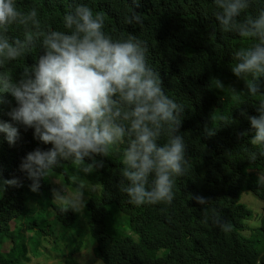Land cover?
<instances>
[{"label": "trees", "instance_id": "obj_1", "mask_svg": "<svg viewBox=\"0 0 264 264\" xmlns=\"http://www.w3.org/2000/svg\"><path fill=\"white\" fill-rule=\"evenodd\" d=\"M78 3L103 15L104 31L112 38L131 34L147 44V62L159 74L162 89L184 105L180 132L188 159L187 172L174 180L171 203L142 205L129 203L121 190L126 183L121 178V152L126 144L112 148L106 157L97 156L103 163L88 174L68 161L61 162L54 175L62 178L66 188L80 175L81 183L99 189L98 195L91 192L85 204L86 227L95 242L93 255L103 264H264V185L256 175L264 173V156L247 159V153L257 146L250 143L252 132L246 119V115L256 114L255 104L264 99V93L248 96L247 77L231 72L234 53L255 41L221 32L213 0H139V6H131L130 0H20L18 6L37 9L39 24L29 30L47 31L64 30V13ZM260 7L264 0H253L240 19L254 15ZM133 10L142 24L124 23ZM24 31L17 25L7 35L10 40L23 39ZM41 39L37 37L30 52L6 61L0 72L18 78L42 53ZM259 82L264 92V77ZM3 97L0 120L12 122L8 112L15 101L8 93ZM206 127L215 129L214 134L205 135ZM18 130L20 139L13 145L0 134V179L20 180V186L5 185L0 190V242L10 240L8 250H0V264H22L32 239L28 233L46 236V225L51 228L53 221L60 223L63 233L78 221L71 209L59 211L46 179L41 180L38 191L29 189L30 181L18 168L20 159L34 148L46 149L50 144L35 140L31 128L18 126ZM244 192L262 202L258 225L248 234L246 220L253 215L241 201ZM196 195L206 203L198 204L193 199ZM213 214L230 225L228 231L212 223ZM81 231L87 233L85 225ZM70 244L73 251L78 250L74 242Z\"/></svg>", "mask_w": 264, "mask_h": 264}, {"label": "clouds", "instance_id": "obj_2", "mask_svg": "<svg viewBox=\"0 0 264 264\" xmlns=\"http://www.w3.org/2000/svg\"><path fill=\"white\" fill-rule=\"evenodd\" d=\"M20 0H0V66L30 52L37 37H42V53L18 78L0 72V103L8 93L15 101L8 115L12 122L0 120V134L13 145L20 139L18 126L32 129L33 138L50 147H36L27 152L18 165L30 181L32 192L54 173L62 161L74 165L80 173L93 172L112 148L122 149L121 190L134 205L171 203L177 177L187 172L186 141L180 132L184 105L162 89L159 74L147 62V44L129 34L114 39L104 31V17L78 3L63 15L64 30L32 31L39 24L37 9L22 10ZM253 0H213L215 21L221 32L234 33L255 42L234 53L231 72L245 81L247 95L260 91L264 77V7L247 18L241 14ZM139 6V0H130ZM133 8V7H132ZM124 23L142 24L136 11L124 17ZM22 26L23 39H9L14 26ZM219 88L224 85L217 81ZM255 115H246L257 146L247 153L249 161L264 156V99L255 104ZM215 129L206 127L211 136ZM90 162H86V159ZM75 175L72 189L60 184L53 191L59 211L80 212L86 203L85 193L97 190L95 184L81 183ZM261 182L264 177L258 176ZM5 185L20 186L18 178L0 179ZM198 204L206 199L196 195ZM212 223L223 231L230 225L213 214Z\"/></svg>", "mask_w": 264, "mask_h": 264}, {"label": "rangeland", "instance_id": "obj_3", "mask_svg": "<svg viewBox=\"0 0 264 264\" xmlns=\"http://www.w3.org/2000/svg\"><path fill=\"white\" fill-rule=\"evenodd\" d=\"M54 174L55 173H53L52 176L46 178L50 188L53 189V191L58 190L60 188V184H62L61 176L59 175L61 178L60 180L56 178ZM256 175L257 177H264L263 172H256ZM261 183L264 185V182ZM69 187L70 188L67 189L71 190L72 186ZM98 193L99 189L97 193L94 192L93 194L98 195ZM90 195L92 194L85 193L86 199ZM241 201L245 204L247 209L251 210V213L253 215L252 218L246 220V225H248L249 228V230H247L248 234L250 228H254L258 225V216L262 211V202L251 192H244L242 194ZM86 213L87 212L84 205V208L80 212H76L78 219L76 227L72 226L67 229H63V233H61L62 230L59 229L60 223H58L57 221H53L50 223L51 228H47L48 225H46V236L41 234L40 237H37L34 232L28 233V235L32 237V239L27 243L28 254L25 259L21 261L22 264H72L74 260L77 264H103L93 255L95 242L90 237L86 227ZM84 225L87 233L84 232L83 234L81 229L84 228ZM260 225L261 221L259 222L258 228L260 227ZM124 231L126 233L130 232L128 229H125ZM69 241L72 244L74 242L75 245H73L78 249L77 251H73L70 248ZM67 242H69V244ZM9 246V239H1V251H7Z\"/></svg>", "mask_w": 264, "mask_h": 264}]
</instances>
